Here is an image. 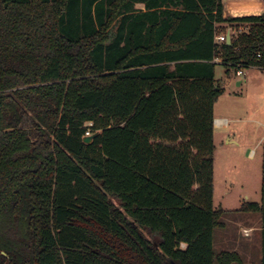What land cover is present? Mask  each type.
Instances as JSON below:
<instances>
[{"label":"trees","instance_id":"1","mask_svg":"<svg viewBox=\"0 0 264 264\" xmlns=\"http://www.w3.org/2000/svg\"><path fill=\"white\" fill-rule=\"evenodd\" d=\"M222 24V63L264 70V13L222 0H0V264L241 263L214 246ZM262 197L264 264V150Z\"/></svg>","mask_w":264,"mask_h":264},{"label":"crops","instance_id":"2","mask_svg":"<svg viewBox=\"0 0 264 264\" xmlns=\"http://www.w3.org/2000/svg\"><path fill=\"white\" fill-rule=\"evenodd\" d=\"M134 2V1H133ZM224 4V16H242V15H260L264 13V0H222ZM135 6L139 11L132 12L138 14L142 11L146 13L147 8L145 4L141 2H135ZM166 7V6H165ZM124 16V15H123ZM160 18H164L165 15L160 14ZM147 19H152V17H146ZM122 16L118 17L116 20V28L114 30L117 33L119 25L121 24ZM258 68V67H255ZM260 69V68H258ZM237 76V75H236ZM216 77V76H215ZM248 79V78H247ZM243 80H238L237 85H242ZM219 99L215 103L214 115L215 119L227 117L217 115V104ZM231 120V119H230ZM246 120H253V118H247ZM237 121V120H236ZM261 123H263L261 121ZM230 124V122H229ZM227 125L223 129L214 128L215 136V154H214V207L215 209H223L225 213L223 214L224 225L222 227L216 228L214 232V246L217 252L221 251H234L240 254L241 263L238 264H261L263 256V223L261 212H243L240 211L242 205L246 202H257L262 203V186H263V151L262 147L264 145V134L256 137V141L253 144L247 146L244 154L246 158L250 160L257 161L259 164V171L261 172L259 184L256 185V191H252V170L249 169L248 172L244 173V180L246 183L239 182L235 186V182L232 179V175L225 174L224 183L219 181L218 176V156L220 155L221 148L227 150V145L235 144L236 142L233 138L228 137L226 140L225 135L231 130L230 125ZM258 136V135H257ZM225 138V139H224ZM225 144L223 145V143ZM220 144V145H219ZM228 161L232 165L233 155L228 154ZM241 178V177H240ZM228 179L229 182H225ZM239 179V178H238ZM236 178V180H238ZM220 188V189H219ZM219 196V199H218ZM243 197V198H242ZM239 198V200H238ZM230 204V206H229ZM233 217L229 220L227 217ZM228 218V219H227ZM245 219V221H244ZM246 231L248 234H246ZM240 238V241H239ZM243 244V246H242ZM241 247L242 250H241Z\"/></svg>","mask_w":264,"mask_h":264},{"label":"rangeland","instance_id":"3","mask_svg":"<svg viewBox=\"0 0 264 264\" xmlns=\"http://www.w3.org/2000/svg\"><path fill=\"white\" fill-rule=\"evenodd\" d=\"M222 25L225 27L219 26V31L224 32L228 25ZM228 68L229 67L222 62L218 63L215 67L217 84L222 90L217 104V115L229 118L231 130L225 135V138L227 140L228 137H231L236 143L227 145V150L221 148V156H218L219 181L224 183V176L228 173L229 168L230 172L228 174L232 175L235 186L239 182L246 183L243 178L244 173H247L248 170L251 169L253 174L251 189L255 192L256 187L259 191V187L256 185V183L259 184V181L256 180V178L260 179L261 177L259 164H257L258 159L257 161L250 160L246 158L244 152L248 145L256 141V137L264 134V70L255 67H247L244 75L236 76L235 69L232 70ZM238 80H243V84L237 85ZM247 118H253V120L248 121L246 120ZM261 121L263 123H261ZM217 122L219 123L220 120ZM224 144L225 142L223 145ZM263 150L264 145L262 147V151ZM228 154L234 157L232 165L227 159L229 156ZM236 178L239 179L236 180ZM225 182L230 183L228 179H226ZM227 217L229 220L233 219V217ZM242 248L243 247H241V250ZM217 251L216 249V252Z\"/></svg>","mask_w":264,"mask_h":264},{"label":"built area","instance_id":"4","mask_svg":"<svg viewBox=\"0 0 264 264\" xmlns=\"http://www.w3.org/2000/svg\"><path fill=\"white\" fill-rule=\"evenodd\" d=\"M241 29H243V26L240 28V30ZM228 33H231V36H232L233 34L237 33V29L230 26L227 28L226 31L219 32L215 35V43L218 47V51H217V55L214 57V62H217V63L223 62L222 45L225 42H227ZM246 68H247V66L244 65L243 63L237 64L235 67V74L237 76L244 75L246 73V71H245ZM218 120H220L219 123L217 122ZM228 124H229V120L225 119V118H218V119L214 120V128H216V129H223ZM87 135H90V133L88 132ZM246 234H248L247 231H246Z\"/></svg>","mask_w":264,"mask_h":264},{"label":"water","instance_id":"5","mask_svg":"<svg viewBox=\"0 0 264 264\" xmlns=\"http://www.w3.org/2000/svg\"><path fill=\"white\" fill-rule=\"evenodd\" d=\"M227 43L228 44H231L232 43L231 33H228ZM94 136H95V134L87 135L86 137H84V141L87 142V143H90L92 141V139L94 138Z\"/></svg>","mask_w":264,"mask_h":264}]
</instances>
